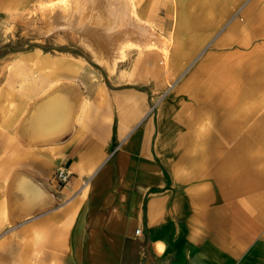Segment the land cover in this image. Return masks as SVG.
Listing matches in <instances>:
<instances>
[{
	"label": "crops",
	"instance_id": "1",
	"mask_svg": "<svg viewBox=\"0 0 264 264\" xmlns=\"http://www.w3.org/2000/svg\"><path fill=\"white\" fill-rule=\"evenodd\" d=\"M230 1L186 0L171 59L188 60ZM241 16L179 88L180 100L169 109L170 156L150 119L132 127L139 111L133 98L117 116L97 96L102 85L85 97L66 78L36 72L23 94L33 97L22 118L24 137L5 144L11 151L2 165L13 169L1 191L0 222L39 213L24 229L26 246L31 251L44 238L38 250L54 255L53 264H264V164L255 158L264 153V45L239 50L264 36V5L256 0ZM17 86L10 89L18 90L20 80ZM58 91L77 96L72 127L66 130L67 107L56 112V122L25 119L37 100ZM14 110L1 107V121H13ZM58 166L69 173L62 185L52 178ZM18 172L47 189L54 203L8 217L5 191ZM56 198L61 204L53 207Z\"/></svg>",
	"mask_w": 264,
	"mask_h": 264
},
{
	"label": "rangeland",
	"instance_id": "2",
	"mask_svg": "<svg viewBox=\"0 0 264 264\" xmlns=\"http://www.w3.org/2000/svg\"><path fill=\"white\" fill-rule=\"evenodd\" d=\"M87 1L89 8L91 1ZM127 1L131 4L133 22L144 24L149 33L134 34L130 37L132 39L129 38L131 41L113 47L106 43L108 36L104 37L105 34L100 37L94 31H91L93 34L78 33L69 27L58 26L60 19L57 13L66 8L70 0H0V109L4 107L5 110L16 111V118L10 123L0 119V198L4 179L13 169L12 163L2 165L11 151L5 144L13 143V138L21 140L24 137L21 134L22 118L33 97L26 98L23 94L29 90L27 84L36 72L45 71L49 76L53 75L51 78H66L85 97H90V92L95 91L93 88L102 85L104 91L98 92L97 96L107 98L109 108L117 116L126 108L124 104L130 103L133 98L139 111L131 121L132 127L150 119L155 127L154 136H160L163 150L170 156L173 139L167 133L171 125L169 109L177 98L180 100L179 88L199 62L214 51V42L235 20L241 19V14L256 0H231L225 17L208 39L188 60L181 55L175 61L171 59V51L176 43L179 16L185 10L183 3L186 0ZM260 5H264V0H259ZM98 38L102 42L107 40L103 47L97 44ZM260 44L264 45V36L252 39L248 47H240L239 50L258 48ZM234 48L228 46L226 49L229 52ZM72 61L80 62L82 69L74 70ZM65 62L68 66L64 65ZM39 79L42 80V77ZM19 80L22 86L12 91L10 85L18 87ZM120 100L124 103L120 104ZM15 143L27 145L18 141ZM261 150L264 151V148ZM255 158L256 165L258 161L259 165L264 164V153L257 152ZM56 170L52 178L57 185H62L55 179ZM60 204L56 198L53 207ZM34 214L37 213L23 220L10 222L5 219L0 222V264H53L50 258H55L54 255L51 257L38 250L44 245V238L34 245L30 244L31 251L27 248L29 238L24 229L28 221L35 217ZM37 237H40L39 233Z\"/></svg>",
	"mask_w": 264,
	"mask_h": 264
},
{
	"label": "bare ground",
	"instance_id": "3",
	"mask_svg": "<svg viewBox=\"0 0 264 264\" xmlns=\"http://www.w3.org/2000/svg\"><path fill=\"white\" fill-rule=\"evenodd\" d=\"M90 1H91L90 2L91 5L89 4L90 6L88 8V4L86 6V3L88 2L87 0H76V2L75 0H70V4L66 8L60 10L59 12L57 11L58 12L57 17L58 19H60L58 26L64 28L69 27L70 29L77 31L78 33L80 32L90 33L91 31L92 32L94 31L95 34L97 33L100 34L99 35L100 37L101 35L105 34L104 37L107 35L108 41L104 39V42H102V40H100L99 38L96 40L97 44L100 45L101 47H103L102 45L105 43V40L107 41L106 43L115 47L117 46L118 43L124 44L126 41L132 39L130 37H132V35L134 34L145 35V33L146 34L147 32L149 33V31H147L148 30L147 27L145 28L143 26L144 24L142 25L141 23L133 22L132 20L133 16L131 17L132 14L130 10L131 9L130 8L131 4L129 3L130 1L129 2L127 0H90ZM75 96L62 93L61 91H58V93L56 94L44 95L40 101L37 100L35 102L34 108L31 109L32 111L26 116L25 119H30L32 123L39 121L54 120L57 116L56 112L61 107L63 109L67 107L68 108L67 110H69V115L67 118L68 124L66 125L67 126L66 130H68L67 128L72 127L75 118V107H76L75 99L77 97ZM78 105L79 104H77V106ZM24 121L26 122V120ZM58 122L59 121H57V124ZM62 122L65 123V121H61V123ZM32 131H34V128L32 129ZM38 131L41 132L42 130H39L38 128ZM64 131L65 129L61 131H57L56 133H54V135H52V137L60 136ZM29 132L31 133V131ZM44 137L46 138V136ZM43 140L44 139L42 138L40 140L37 139L36 141L40 142ZM19 173L20 172H18L17 174ZM34 181L29 175H26L25 173L16 175L15 177L13 176V178L11 177V180L8 181L7 189L5 191V195H6L5 199L7 201L5 212L6 215H8V217L24 218L29 216L33 210L40 211L44 209L46 206H49L50 204L54 203L53 198L50 196L51 194H49L46 191L47 189L45 190L43 187L34 188L33 186Z\"/></svg>",
	"mask_w": 264,
	"mask_h": 264
},
{
	"label": "built area",
	"instance_id": "4",
	"mask_svg": "<svg viewBox=\"0 0 264 264\" xmlns=\"http://www.w3.org/2000/svg\"><path fill=\"white\" fill-rule=\"evenodd\" d=\"M69 178V173L63 166H59L55 173V179L58 183H65ZM137 232L139 229L136 230Z\"/></svg>",
	"mask_w": 264,
	"mask_h": 264
}]
</instances>
